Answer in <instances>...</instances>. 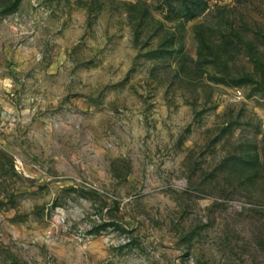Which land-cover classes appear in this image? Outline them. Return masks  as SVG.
Returning <instances> with one entry per match:
<instances>
[{
    "label": "rangeland",
    "instance_id": "1",
    "mask_svg": "<svg viewBox=\"0 0 264 264\" xmlns=\"http://www.w3.org/2000/svg\"><path fill=\"white\" fill-rule=\"evenodd\" d=\"M0 264H264V0H0Z\"/></svg>",
    "mask_w": 264,
    "mask_h": 264
}]
</instances>
